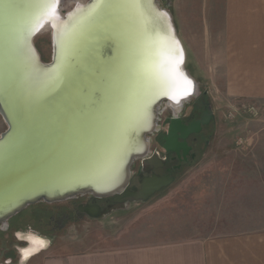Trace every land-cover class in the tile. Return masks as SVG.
I'll list each match as a JSON object with an SVG mask.
<instances>
[{
	"label": "water",
	"instance_id": "95a60500",
	"mask_svg": "<svg viewBox=\"0 0 264 264\" xmlns=\"http://www.w3.org/2000/svg\"><path fill=\"white\" fill-rule=\"evenodd\" d=\"M165 1V3H162ZM170 0H0V227L27 207L89 195L112 204H79L102 219L170 186L152 137L169 111L162 149L186 159V139L214 119L209 107L188 124L182 115L200 95L168 9ZM50 33L44 61L34 38ZM141 161L139 187L131 186ZM48 247L49 240L26 258Z\"/></svg>",
	"mask_w": 264,
	"mask_h": 264
},
{
	"label": "crops",
	"instance_id": "0c3cea01",
	"mask_svg": "<svg viewBox=\"0 0 264 264\" xmlns=\"http://www.w3.org/2000/svg\"><path fill=\"white\" fill-rule=\"evenodd\" d=\"M190 6L191 73L212 86L211 106L219 117L220 111H241L234 109L240 105L259 111L258 119L250 118L255 126H246L240 136L234 128L242 126L235 124L252 115H236L227 143L253 151L257 157L245 164L257 168L253 174L245 168L232 173L239 160L226 165L222 185L216 186L221 175L215 176L213 190L197 197L198 207L192 204L191 231L184 236L143 244L117 239L110 248L49 264H264V225L229 222L231 213L254 215L262 209L264 214V0H190Z\"/></svg>",
	"mask_w": 264,
	"mask_h": 264
},
{
	"label": "rangeland",
	"instance_id": "374dc122",
	"mask_svg": "<svg viewBox=\"0 0 264 264\" xmlns=\"http://www.w3.org/2000/svg\"><path fill=\"white\" fill-rule=\"evenodd\" d=\"M162 3H165V1H162ZM167 6L172 13L178 35L185 48V66L191 73L190 0H170ZM34 43L42 59L48 61L51 52L49 31L38 34L34 38ZM211 87V85L200 83V91L207 93L212 104ZM213 104H215L214 101ZM189 105H187L186 110H188ZM213 108H211L212 111ZM237 108H240L238 110L241 111H220V117L218 116L219 113L213 111L214 125L208 143L202 146L194 161L186 164L182 170L176 173L170 186L156 193L145 202L131 203L124 210L113 211L102 219H89L79 214L75 209L76 200H66L52 204L37 203L28 207L27 214L33 211L32 207L43 211V215H40L38 219L34 221L31 217L28 221L37 225L34 227L41 230L40 232L44 238L49 240V244L47 248L32 256L28 261L21 262L18 259L13 264H49L52 260L60 261L67 255L110 248L116 244L117 239H121L127 244H143L179 238L186 233H190L194 216L191 212L193 210L192 204L197 206V197L203 194L205 196L209 190H213L215 176L221 175L219 181L216 182V186L222 185V170L226 165L239 160L241 164H235L236 167H234L232 173H239V170L245 168L248 169L247 174H253V169L257 168L255 165L245 164L246 162L250 163V159L257 157L253 151L239 150L235 145L231 148L228 147L227 143L230 135L228 125L236 122V115H251L247 107L240 105L234 109ZM186 110L184 113L187 112ZM258 114L259 111L252 117L242 116L241 119L246 124L243 121L242 124H235L236 127L242 126L234 128L235 136H240V130L246 129V126H255L257 120L252 119H258ZM167 116H169V111H162L160 115L161 123ZM218 118H220V126L217 123ZM5 127L0 117V132ZM154 147H156V144H153L152 148ZM241 173L244 174L245 172L241 171ZM228 174H231L230 170ZM236 179L238 180V177ZM246 181L250 183L249 177ZM63 212L66 217L62 220L60 217ZM260 213H262V209L257 213H253L254 215L231 213L229 222L231 226L245 223L247 224L246 228L251 227L249 224L253 222L252 220H257V222L264 225V214ZM196 216L195 214V219ZM206 216V214L203 215L205 219ZM35 231L36 234H41L37 230ZM0 262H2V258Z\"/></svg>",
	"mask_w": 264,
	"mask_h": 264
},
{
	"label": "flooded vegetation",
	"instance_id": "af4514ba",
	"mask_svg": "<svg viewBox=\"0 0 264 264\" xmlns=\"http://www.w3.org/2000/svg\"><path fill=\"white\" fill-rule=\"evenodd\" d=\"M188 107V110H186L187 112L182 115L184 124H188L192 120L199 118L201 112L207 110V108H212L209 97L205 92H200L198 98ZM168 117L169 116H167L166 118ZM213 125V119H211L207 125L202 126L201 131L198 134H190L187 137L186 142L190 146V150L186 155V159L183 160L182 157L178 159L174 153H166L163 151L162 137L165 134V130L167 127V122L163 120L161 123V130L152 137L151 145L153 146V144H156V147L152 149L155 150L159 156V159L154 160L152 164H159L161 166L157 168H152L148 173L144 172L143 176L150 175L152 173L158 175H166L170 173L175 179L176 173L182 170L186 166V164L194 161L196 155H198L202 146L208 143V139L211 136ZM148 167L149 164L142 166L141 161L139 160L134 162L133 176L130 183L131 186L139 187V182L141 178L139 177V174L141 173L142 169H147ZM70 200H76V211L77 206L79 204H97L100 206L101 209L106 208L108 205L112 204L107 198L94 199L92 196L89 195L79 196ZM27 209L28 207L22 212L11 217L8 220V225L6 229H2L0 227V259L2 258V262H0V264H13L14 262L18 261L20 256L18 253V249L26 246L27 244L24 240L21 239L22 235L32 234L44 238L43 234L40 232L41 230L34 227L37 225H35L34 222L29 223L28 221L31 217H33L35 221V219H38L40 215H43V211L41 209L32 207L33 211L27 214ZM65 217L66 215L63 212L60 219L63 220ZM35 230H37L41 234H36Z\"/></svg>",
	"mask_w": 264,
	"mask_h": 264
},
{
	"label": "bare ground",
	"instance_id": "6f19581e",
	"mask_svg": "<svg viewBox=\"0 0 264 264\" xmlns=\"http://www.w3.org/2000/svg\"><path fill=\"white\" fill-rule=\"evenodd\" d=\"M26 237H27V240H29L30 245L26 250H22L24 258L29 256L32 251H36V250L40 249L42 246V242L39 239H37L34 235L28 234Z\"/></svg>",
	"mask_w": 264,
	"mask_h": 264
},
{
	"label": "snow or ice",
	"instance_id": "6c2138e0",
	"mask_svg": "<svg viewBox=\"0 0 264 264\" xmlns=\"http://www.w3.org/2000/svg\"><path fill=\"white\" fill-rule=\"evenodd\" d=\"M56 3H58V0H51V5L44 9L45 15L51 16V13L54 11V7L53 6Z\"/></svg>",
	"mask_w": 264,
	"mask_h": 264
},
{
	"label": "built area",
	"instance_id": "2783aa9c",
	"mask_svg": "<svg viewBox=\"0 0 264 264\" xmlns=\"http://www.w3.org/2000/svg\"><path fill=\"white\" fill-rule=\"evenodd\" d=\"M248 112H251V115H256L258 113L257 109L254 106H247ZM247 110V109H246Z\"/></svg>",
	"mask_w": 264,
	"mask_h": 264
}]
</instances>
